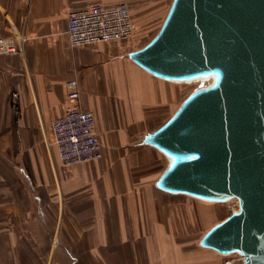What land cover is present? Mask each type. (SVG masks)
Listing matches in <instances>:
<instances>
[{
  "label": "crops",
  "instance_id": "obj_1",
  "mask_svg": "<svg viewBox=\"0 0 264 264\" xmlns=\"http://www.w3.org/2000/svg\"><path fill=\"white\" fill-rule=\"evenodd\" d=\"M121 2L133 22L128 40L69 45L70 13ZM168 2L0 0V38L19 47L0 55V264H223L199 241L227 205L157 189L163 157L141 144L181 102L180 85L128 58L157 32ZM69 80L93 113L102 157L65 168L50 126Z\"/></svg>",
  "mask_w": 264,
  "mask_h": 264
},
{
  "label": "water",
  "instance_id": "obj_2",
  "mask_svg": "<svg viewBox=\"0 0 264 264\" xmlns=\"http://www.w3.org/2000/svg\"><path fill=\"white\" fill-rule=\"evenodd\" d=\"M128 58L149 75L197 82L146 144L165 166L161 191L239 210L199 245L264 264V0H172L153 37Z\"/></svg>",
  "mask_w": 264,
  "mask_h": 264
},
{
  "label": "built area",
  "instance_id": "obj_3",
  "mask_svg": "<svg viewBox=\"0 0 264 264\" xmlns=\"http://www.w3.org/2000/svg\"><path fill=\"white\" fill-rule=\"evenodd\" d=\"M133 33L129 6L125 2L112 6L93 4L68 15L65 34L71 47L122 42ZM19 52L14 39L0 38V55ZM66 106L61 117L51 122L50 144L62 167H71L101 159L102 152L94 131V116L79 104L75 80L65 83ZM235 257V258H233ZM223 264H241L238 255L224 256Z\"/></svg>",
  "mask_w": 264,
  "mask_h": 264
},
{
  "label": "rangeland",
  "instance_id": "obj_4",
  "mask_svg": "<svg viewBox=\"0 0 264 264\" xmlns=\"http://www.w3.org/2000/svg\"><path fill=\"white\" fill-rule=\"evenodd\" d=\"M170 1V0H168ZM169 4V2H168ZM166 10V9H165ZM164 10V12H165ZM164 12L160 13V16H159V24L161 23V20H162V17L164 15ZM159 13H156L154 14L155 16L158 15ZM158 24V25H159ZM155 31L151 33V35H148V37L144 38L143 41H142V44L141 46H143L153 35H154ZM197 87V85H180V88H181V98H180V101H182V99H184L193 89H195ZM163 164L165 166V160L163 159ZM225 204V203H224ZM225 205H227V209H228V215L237 208V204H236V201L235 200H232L228 203H226ZM235 258V257H233Z\"/></svg>",
  "mask_w": 264,
  "mask_h": 264
},
{
  "label": "bare ground",
  "instance_id": "obj_5",
  "mask_svg": "<svg viewBox=\"0 0 264 264\" xmlns=\"http://www.w3.org/2000/svg\"><path fill=\"white\" fill-rule=\"evenodd\" d=\"M171 1H172V0L169 1V4H168V6H167V8H166V10H165V12H164V15H163L162 21H163V19H164L166 13H167V11H168V8H169V6H170ZM162 21H161V23H162ZM160 25H161V24H160ZM159 27H160V26H159ZM197 84H198L197 82H194V83H192L191 85H195V86H196ZM232 200H235V201H236V204H237V208H236L235 210H233V211L236 212V213L238 214V213L240 212V210H239V201L237 200V198H228V199L226 200L225 204L228 203V202H230V201H232ZM212 204H220V203H212ZM226 256H227V255H226Z\"/></svg>",
  "mask_w": 264,
  "mask_h": 264
}]
</instances>
